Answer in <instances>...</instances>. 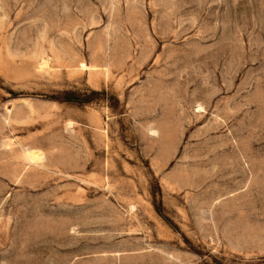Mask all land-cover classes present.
<instances>
[{
    "label": "rangeland",
    "instance_id": "rangeland-1",
    "mask_svg": "<svg viewBox=\"0 0 264 264\" xmlns=\"http://www.w3.org/2000/svg\"><path fill=\"white\" fill-rule=\"evenodd\" d=\"M0 264H264V0H0Z\"/></svg>",
    "mask_w": 264,
    "mask_h": 264
},
{
    "label": "built area",
    "instance_id": "built-area-1",
    "mask_svg": "<svg viewBox=\"0 0 264 264\" xmlns=\"http://www.w3.org/2000/svg\"><path fill=\"white\" fill-rule=\"evenodd\" d=\"M1 109V108H0Z\"/></svg>",
    "mask_w": 264,
    "mask_h": 264
}]
</instances>
